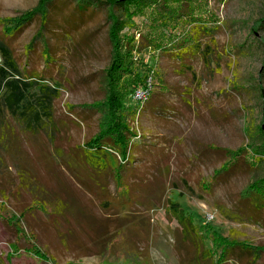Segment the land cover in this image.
<instances>
[{
    "label": "rangeland",
    "instance_id": "1",
    "mask_svg": "<svg viewBox=\"0 0 264 264\" xmlns=\"http://www.w3.org/2000/svg\"><path fill=\"white\" fill-rule=\"evenodd\" d=\"M153 1L159 6L126 7L116 74L102 6L81 12L72 0H53L45 38H36L39 16L12 37L0 26L20 70L59 93L52 120L32 130L0 116V264H204L167 214L170 202L192 218L213 261L228 243L256 254L238 248L222 264H264V204L241 197L264 178V162L248 148L264 129V0ZM39 3L0 0V20ZM110 73L123 98L116 115L136 135L121 170L126 196L110 170L87 176L77 156L101 121L82 107L104 101ZM140 86L149 93L142 108L131 99ZM16 223L25 240L16 242ZM33 246L47 261L23 250Z\"/></svg>",
    "mask_w": 264,
    "mask_h": 264
},
{
    "label": "trees",
    "instance_id": "2",
    "mask_svg": "<svg viewBox=\"0 0 264 264\" xmlns=\"http://www.w3.org/2000/svg\"><path fill=\"white\" fill-rule=\"evenodd\" d=\"M53 0H40L39 6L35 11H30L22 14L14 20H0L2 34L4 37H12L21 34L24 29L29 26L37 16L40 17V23L36 38H45L44 30L47 21V8ZM76 4L79 11L87 9H97L100 6L106 8L107 21L109 26V38L113 47L114 62L110 65V71L114 74L122 67L120 64L117 48L119 43V34L128 26L132 12L128 11L131 3H138L141 7L153 4L159 6V2L153 0H72ZM37 12V13H36ZM258 29L264 33V18L257 23ZM31 49V44L26 48V53ZM0 116L2 112L10 114L13 118L20 121L28 129H33L34 126H41L42 121L52 120V103L59 97L58 87L56 85L49 86L44 83L41 74L35 75L38 81H32L33 76L23 73L18 65L17 60L13 57L12 51L6 44L0 41ZM118 59V60H117ZM49 52L45 51L44 61L48 62ZM114 71V72H113ZM264 72V68H263ZM106 84L109 87L104 101L95 106H83L82 109L94 110L100 113V123L98 132L78 150L77 156L81 162L82 170L87 173V176H100L103 172L110 170L113 174L116 189L121 196H126L128 188L125 187L121 170L124 163L128 159V150L130 141L136 135L131 133L124 124L120 121V116L116 113L121 111L123 106V98L121 95L114 93L111 87V73L105 78ZM35 88L37 93L31 95L29 90ZM145 102L140 106L143 107ZM264 123V122H263ZM2 119L0 117V126ZM251 142L248 146L251 153L255 156L256 163L264 162V129L258 128L256 135L250 137ZM229 159H236L238 154L235 152H227ZM119 160H118V159ZM223 169L221 172H227ZM218 174L220 173L217 172ZM216 176V173L214 174ZM212 181V180H211ZM209 185V184H208ZM241 197L244 202H249L256 207H262L264 204V178H259L248 185L242 192ZM167 214L176 221L183 242H189L196 253H202V263L204 264H222L227 260L230 251L240 248L239 246H231L228 243L223 247L220 258L213 261V255L209 249H204V241L202 236L197 231V226L193 224L192 218L187 215L184 210L174 202L169 203ZM20 218L17 220L19 224ZM17 223L12 230L20 239H26L23 231ZM14 243L15 251L20 248ZM26 247L25 253L32 255L39 260H46L42 253L35 250L34 246ZM202 250V251H201ZM27 251V252H26ZM241 252L256 254L251 247H241ZM255 258V257H254ZM49 261V260H48Z\"/></svg>",
    "mask_w": 264,
    "mask_h": 264
},
{
    "label": "built area",
    "instance_id": "3",
    "mask_svg": "<svg viewBox=\"0 0 264 264\" xmlns=\"http://www.w3.org/2000/svg\"><path fill=\"white\" fill-rule=\"evenodd\" d=\"M148 95L149 93H148V89H146V86L144 87L140 86L134 90L131 99L132 102L141 106L147 100Z\"/></svg>",
    "mask_w": 264,
    "mask_h": 264
},
{
    "label": "water",
    "instance_id": "4",
    "mask_svg": "<svg viewBox=\"0 0 264 264\" xmlns=\"http://www.w3.org/2000/svg\"><path fill=\"white\" fill-rule=\"evenodd\" d=\"M122 1H125V0H122Z\"/></svg>",
    "mask_w": 264,
    "mask_h": 264
}]
</instances>
